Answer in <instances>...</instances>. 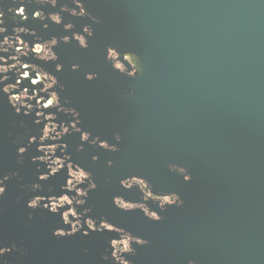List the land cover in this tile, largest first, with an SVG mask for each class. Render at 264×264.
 Segmentation results:
<instances>
[{
	"label": "water",
	"instance_id": "95a60500",
	"mask_svg": "<svg viewBox=\"0 0 264 264\" xmlns=\"http://www.w3.org/2000/svg\"><path fill=\"white\" fill-rule=\"evenodd\" d=\"M82 3L100 23L67 15L64 22L76 32L91 24L88 49L60 44L55 51L63 70L43 66L64 86L82 130L110 144L114 134L121 136L118 152L91 149L88 156L98 157L91 165L98 199L93 210L149 241L136 249V263L264 264V0ZM34 10H26L23 26L44 39L71 35L53 25L42 30L31 20ZM5 24L10 30L7 16ZM106 46L134 54L135 79L111 70ZM73 64L80 70L71 71ZM89 72L97 79L86 81ZM6 103L0 96V154L8 133ZM169 163L186 168L191 181L169 173ZM131 174L156 193L179 194L183 206L167 208L159 223L119 212L113 195L136 202L118 186Z\"/></svg>",
	"mask_w": 264,
	"mask_h": 264
},
{
	"label": "clouds",
	"instance_id": "9594fccd",
	"mask_svg": "<svg viewBox=\"0 0 264 264\" xmlns=\"http://www.w3.org/2000/svg\"><path fill=\"white\" fill-rule=\"evenodd\" d=\"M8 3L11 6H7L6 0H0V96L6 98L14 115L33 116L32 124L38 128L36 134H31L25 124L20 122L19 127L25 129V132L24 135L13 140L17 156L16 165L18 167L23 165V157L33 145L37 155L30 158V163L43 165V171L37 167L36 171L39 174L34 182L21 184V190L26 195L32 194L26 200L25 207L31 212L39 209L50 215L59 216L62 227L52 232V236L56 239L71 238L77 233L83 237H87L90 233L113 234L107 241L105 250L107 254L102 255L100 259L110 264H132L129 257L136 255L137 248L147 247L149 241L133 235L105 217L95 218L91 215L92 208L86 207V204L89 193L96 191L97 183L91 171L73 161L68 152V144L62 142L66 136L78 135L77 152H82L83 146L87 144L91 148L116 153L119 151L117 145L121 142V136L119 133L114 134L112 138L114 143L110 144L82 130L79 127V113L68 106L67 99H62L64 86L53 74L63 70V65L58 62L59 56L55 51L59 45L74 43L80 50H87L88 41L93 37L91 24H99L100 20L87 12L82 0H67L66 3H60V0H8ZM31 6L36 8L31 13V20L39 21L42 30L47 31L49 25H53L61 27L63 32L71 35L44 39L38 36L34 29L23 26L29 20L25 9ZM45 8L53 11L46 13L43 10ZM65 15L73 19H87L91 24L82 26L81 30L76 32L73 23L64 22ZM6 16L12 24L10 31L5 24ZM22 37H30L31 40ZM104 60L111 70L120 76L128 79H135L137 76L138 69L133 53L122 52L117 46H106ZM47 64L54 65L53 72L45 69L43 65ZM70 70L79 71L80 66L73 64ZM84 79L91 82L97 79V74L85 73ZM127 95L131 96L132 93L129 92ZM59 114L69 119L56 122ZM97 161L96 155L91 156L92 163ZM105 166L111 168L112 161H106ZM167 170L169 173L181 176L184 183H189L192 179L186 168L175 163H169ZM61 172L64 173V182L58 194H53L52 187H48L45 194L44 185ZM19 178L18 171L0 176V198L5 196L7 182ZM111 182V177L104 178L105 184ZM118 186L124 192L135 189L139 194V200L132 202L116 194L112 196V206L121 213L139 212L146 220L153 223H159L164 219L160 213L165 212L167 208L183 206L179 194L156 193L145 178L136 174L121 178ZM20 201L21 198L17 197L16 203ZM149 202L155 206V209L150 207ZM29 219H32L31 215ZM13 252L23 256L25 249L18 248L15 243L10 246H0V264H8L3 257ZM187 264H197V262L189 260Z\"/></svg>",
	"mask_w": 264,
	"mask_h": 264
},
{
	"label": "flooded vegetation",
	"instance_id": "af4514ba",
	"mask_svg": "<svg viewBox=\"0 0 264 264\" xmlns=\"http://www.w3.org/2000/svg\"><path fill=\"white\" fill-rule=\"evenodd\" d=\"M6 2L8 3V0ZM7 5L10 4L8 3ZM32 8H35V6L26 7L25 11ZM49 10L53 11L52 9ZM32 22L34 24H40L39 21L32 20ZM22 39L31 40L30 37H22ZM61 97L64 99L62 93ZM6 105L7 108L4 109L6 115L3 120L7 121V127L5 129H7L8 133L5 135V140L3 141V154H0V176L18 171L20 178L18 180H9L6 184L5 196L0 198V246H10L15 243L18 248L23 247L25 249V254L21 256L18 252H13L3 257V259L8 261V264H110V262L102 261L100 257L107 254L105 251L107 249V241L113 234L90 233L87 237H83L77 233L71 238L56 239L52 236V232L56 228L62 227L59 216L50 215L46 211L39 209L31 212L25 207L26 200L32 194L29 193L26 195L21 190V184L34 182L35 177L39 174L36 171L37 167L43 171V165L38 166L37 164L30 163V158L37 155L34 151L35 145H33L24 155L23 165L18 167L16 165L17 156L15 154L13 140L24 135L25 129L19 127L20 122L25 124L31 134H36L38 128L32 124L33 116L24 117L22 115H14L7 103ZM67 119L69 118L59 114L56 122ZM62 142L68 144V152L71 154L73 161L87 170L90 169L92 175H94L95 172L91 167V157L88 158V156H90L91 149H99L91 148L85 144L83 151L77 152L76 147L79 145L78 135L66 136ZM99 151L104 152L102 150ZM63 182V172L52 177L44 185L45 194H47L46 190L48 187L53 188V194H58ZM128 192L129 197L136 201L139 200V194L135 189ZM17 197L21 198L20 203H16ZM97 202L98 199L95 191L91 192L89 193L86 207L92 208L91 215L93 217H103L93 210ZM29 215H31L32 219H29ZM134 257H129L132 264H141L136 263Z\"/></svg>",
	"mask_w": 264,
	"mask_h": 264
}]
</instances>
